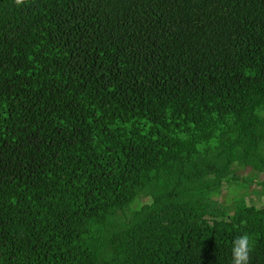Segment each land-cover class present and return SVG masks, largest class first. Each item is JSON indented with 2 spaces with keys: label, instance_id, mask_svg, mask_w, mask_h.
Listing matches in <instances>:
<instances>
[{
  "label": "trees",
  "instance_id": "obj_1",
  "mask_svg": "<svg viewBox=\"0 0 264 264\" xmlns=\"http://www.w3.org/2000/svg\"><path fill=\"white\" fill-rule=\"evenodd\" d=\"M258 174L264 0H0V264H264Z\"/></svg>",
  "mask_w": 264,
  "mask_h": 264
},
{
  "label": "rangeland",
  "instance_id": "obj_2",
  "mask_svg": "<svg viewBox=\"0 0 264 264\" xmlns=\"http://www.w3.org/2000/svg\"><path fill=\"white\" fill-rule=\"evenodd\" d=\"M234 172V171H233ZM253 174V171L251 169V167H246V168H237L236 172H234V175L237 176V178H241L244 176H251ZM252 181H250V183H248V180H242L240 183V187L232 184L234 183V180H230L227 183H224V186L222 188V191L220 193V195L218 196V199L223 202V203H227V204H231L232 199L230 197H235V200L241 199L244 194H246V200L247 202L252 201V199L258 200L259 204H263L264 203V195L263 194H259V192L261 191V187L259 186L258 182L259 180L262 179V174H258L254 177H252ZM248 183V185H246ZM229 186V188H228ZM249 186V187H248ZM253 190H258V193H254ZM228 192V194H227ZM148 200V197H143L140 199V204L142 202H146Z\"/></svg>",
  "mask_w": 264,
  "mask_h": 264
},
{
  "label": "clouds",
  "instance_id": "obj_3",
  "mask_svg": "<svg viewBox=\"0 0 264 264\" xmlns=\"http://www.w3.org/2000/svg\"><path fill=\"white\" fill-rule=\"evenodd\" d=\"M26 0H15L16 5L24 4ZM254 250V241L248 233L234 238L231 243V264H251V253Z\"/></svg>",
  "mask_w": 264,
  "mask_h": 264
}]
</instances>
